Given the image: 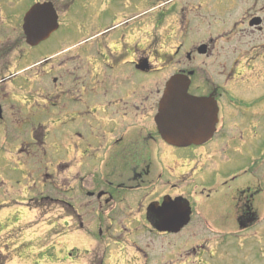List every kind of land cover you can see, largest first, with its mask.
Returning a JSON list of instances; mask_svg holds the SVG:
<instances>
[{
	"label": "flooded vegetation",
	"instance_id": "obj_1",
	"mask_svg": "<svg viewBox=\"0 0 264 264\" xmlns=\"http://www.w3.org/2000/svg\"><path fill=\"white\" fill-rule=\"evenodd\" d=\"M75 1L0 0V196L9 198L8 184L25 181L24 195L30 180L38 183L58 220L63 213L72 230L87 232L84 252L67 250L74 264H221L229 255L222 241L237 231L220 229L261 222L264 172L254 153L264 133V0H84L75 27L86 36L40 53ZM46 2L57 28L32 45L25 17ZM143 18L153 29L168 22L173 44L163 57L151 31L142 41ZM239 67L253 72L239 77ZM175 74L188 77L191 97L214 107L212 126L202 129L210 136L196 143L175 145L158 125ZM217 197L228 204L210 207ZM167 219L186 223L158 230L173 226ZM9 227H0V240ZM189 228L212 230L216 249L183 239ZM158 239L169 241L167 252L153 251ZM41 240L35 252L56 264V239L47 247ZM0 264L23 263L0 252Z\"/></svg>",
	"mask_w": 264,
	"mask_h": 264
},
{
	"label": "rangeland",
	"instance_id": "obj_2",
	"mask_svg": "<svg viewBox=\"0 0 264 264\" xmlns=\"http://www.w3.org/2000/svg\"><path fill=\"white\" fill-rule=\"evenodd\" d=\"M83 2L84 0H76L70 4L68 16L65 18V21H67L65 23L66 25L40 45V50L43 51L40 53L51 54L59 49V46H70L86 36L75 27L79 22L78 18L80 16L77 17V14L84 6ZM62 4L63 3L60 1L57 2V7L63 13L64 9H61ZM142 6H144V4H142ZM142 24V41L146 39V31H151L152 36L156 40V46L154 48L157 49L158 55L163 57V54L170 51V45L173 44V41L167 37L168 34L166 29L168 22L163 21L161 24L159 23L157 29H153V23L149 22L147 18H143ZM38 53L39 52H36V55ZM224 55L225 54L222 56ZM238 71L241 72V74L238 75L239 77H248L253 72L243 67H239ZM171 73L172 70L168 72L163 71V73L159 74L158 78L161 81L162 77L166 78ZM256 148L259 149V151L254 153L255 162L263 166L264 172V133L262 139L256 144ZM259 171L262 172V167L259 168ZM31 177H33L32 179H36L34 171L31 172ZM24 182L25 181H23L22 186ZM6 186L13 190L9 193L11 195H9V198H3V195L0 196V203L5 205L2 211H0V227H10L1 230L3 239L0 240L2 241L0 242V252H6L12 260L22 262L23 264H53L43 261L41 255H38L35 250L40 238H42L40 242L42 247L51 245L56 239V243H52V249L50 250L52 257H60L59 250L62 252L56 264H74L71 257L67 255V250L72 248V250H76V254L78 252H84L88 243L87 232L72 230L68 217L63 213L60 215L61 220H58V211L53 207L55 205L50 203L49 200L43 201L39 198L40 186L38 183L33 182V180L29 181L28 187L24 185V188L27 187L25 193L23 192L24 195H22V186L17 187L16 185L13 186V184H8ZM2 198L3 200H1ZM261 200L263 201L260 202L261 222L259 224L245 232L231 230L229 228L220 229L223 235L229 234L230 232L235 233L237 231V235H234L232 238L226 236L224 242L222 241L224 249H222V246L220 248L219 245L222 251L221 253H229L226 258L221 259V264H264V195ZM225 204H228L227 200L224 201L217 197L214 200L210 199L209 206L213 208L216 207V205L221 207ZM182 236L183 239L190 237L192 239L190 241L195 243L206 239V245L212 252L219 244L217 239L214 238L215 233L210 229L189 228L183 232ZM12 237L14 239L7 240ZM168 244V240L158 239L157 243L153 245V251L167 252L166 248H168ZM173 251L179 252L180 247L175 248ZM45 258L48 259L47 256ZM82 262V264H85L86 261L83 260ZM196 263L197 262H189V264Z\"/></svg>",
	"mask_w": 264,
	"mask_h": 264
},
{
	"label": "water",
	"instance_id": "obj_3",
	"mask_svg": "<svg viewBox=\"0 0 264 264\" xmlns=\"http://www.w3.org/2000/svg\"><path fill=\"white\" fill-rule=\"evenodd\" d=\"M45 22L46 30L40 34L39 21ZM57 14L51 3L36 4L31 7L25 17L26 28L29 29V43L34 45L46 39L57 28ZM189 79L185 75L175 74L166 83L159 104L158 125L164 139L175 145H186L201 141L205 133L210 136L214 119V107L205 98H193L187 93ZM213 109V111H212ZM166 224L173 226L158 227L160 231L177 232L186 223L180 219H167ZM166 221V220H164ZM165 224V225H166Z\"/></svg>",
	"mask_w": 264,
	"mask_h": 264
}]
</instances>
